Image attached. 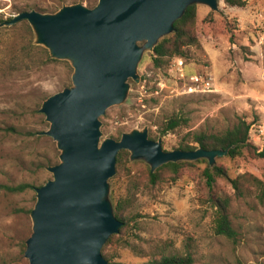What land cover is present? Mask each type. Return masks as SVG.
Segmentation results:
<instances>
[{"label": "rangeland", "instance_id": "374dc122", "mask_svg": "<svg viewBox=\"0 0 264 264\" xmlns=\"http://www.w3.org/2000/svg\"><path fill=\"white\" fill-rule=\"evenodd\" d=\"M98 0H0V23L22 11L52 13L63 5ZM198 6L199 46L188 48L187 75L211 71L215 90L183 94L174 58L154 67L152 51L145 50L138 64L139 81L131 79L126 99L100 117L102 140L120 139L122 133L148 129L170 151L180 148L195 131L216 132L233 126L238 117L251 123V141L264 143V0H244L242 6L219 0V10ZM27 20L0 25V182H28L38 186L52 178L48 166L60 161L51 136L40 137L50 123L39 111L50 95L72 84L68 60L50 56L35 42ZM180 125L164 134L160 126L170 118ZM124 156L109 179L110 198L123 207L127 221L111 246L113 261L147 264L162 255L192 253L199 263L264 264V201L254 187L238 191L226 178L212 187L204 176L205 163L184 166L174 176L162 169L156 182L149 163ZM232 177L251 173L264 180V161L250 154L216 158ZM250 186L246 185L245 187ZM218 200L234 231L216 232ZM36 202L34 187L21 193H0V264L28 262L20 243L32 233L29 209Z\"/></svg>", "mask_w": 264, "mask_h": 264}, {"label": "water", "instance_id": "95a60500", "mask_svg": "<svg viewBox=\"0 0 264 264\" xmlns=\"http://www.w3.org/2000/svg\"><path fill=\"white\" fill-rule=\"evenodd\" d=\"M190 4L219 10V0H98L92 7L75 3L52 13L22 11L0 23L27 20L35 42L73 67L72 84L39 108L50 123L40 134L56 141L60 161L47 167L52 178L35 188L27 264H112L102 249L123 224L114 213L109 183L120 150H129L131 160H145L152 171L169 161L198 158L214 165L227 154L228 148L167 151L147 128L102 140L100 117L126 99L131 79H140L144 51L153 52Z\"/></svg>", "mask_w": 264, "mask_h": 264}, {"label": "trees", "instance_id": "16d2710c", "mask_svg": "<svg viewBox=\"0 0 264 264\" xmlns=\"http://www.w3.org/2000/svg\"><path fill=\"white\" fill-rule=\"evenodd\" d=\"M228 5L231 6H242L244 5V0H225ZM11 19V18H10ZM5 21V20H4ZM198 21V6L197 4H190L183 15L174 22V30L160 38L158 43L155 45L152 52L154 67L160 68L168 65L170 60L174 57H183L185 60L189 56L188 48L191 46H199L200 38L197 32L196 26ZM3 22V21H2ZM53 58V57H52ZM52 60H55L53 58ZM178 125H180V118H170L164 122L159 130L160 132L166 134L169 131L174 130ZM191 137L188 141H185L180 145L181 149L193 150L198 147H203L205 149H226L228 148L226 156L230 158H236L240 156H245L250 154L254 158L262 159L264 161V143L262 146H256L251 141V123L248 122L243 117H238L237 122L223 130L216 132H208L204 130L195 131L190 134ZM46 136L45 134L40 135V137ZM128 150L122 149L117 155V164L121 165L124 156L128 155ZM221 157V156H218ZM195 163H205L204 176L208 186L212 187L216 183L218 178H226L231 182L234 188L238 191H243L248 187H254L258 191V196L262 201H264V180L255 176L251 173L239 174L236 177H232L228 170L215 163L211 165L207 158H198L195 160H179V161H169L156 170L152 171L149 166V177L152 182H156L159 172L162 169H168L174 176L178 175L181 169L186 165H192ZM42 183L38 186H41ZM246 185H250L245 187ZM33 186L31 183L24 182L19 184H8L0 182V193H21L26 191ZM219 210L216 216V232L223 235L231 236L234 231L231 220L226 211V205L223 201L218 200ZM32 209V208H31ZM29 209L28 211H31ZM114 213L118 219H120L123 224L120 227L118 233L112 234L103 246L102 253L104 257L112 264H122L113 261V253L111 246L114 245L120 238V233L123 231L127 224L125 216L123 215V207L116 204L114 207ZM21 255H24L26 249L25 241L20 243ZM14 264H26L21 261ZM147 264H211L209 262L199 263L192 253L187 252L185 254H170L162 255L160 258H156Z\"/></svg>", "mask_w": 264, "mask_h": 264}, {"label": "built area", "instance_id": "2783aa9c", "mask_svg": "<svg viewBox=\"0 0 264 264\" xmlns=\"http://www.w3.org/2000/svg\"><path fill=\"white\" fill-rule=\"evenodd\" d=\"M174 63L178 79L183 80V86L181 91L183 94L210 93L215 90V77L211 71L187 75L183 67V57H175Z\"/></svg>", "mask_w": 264, "mask_h": 264}]
</instances>
